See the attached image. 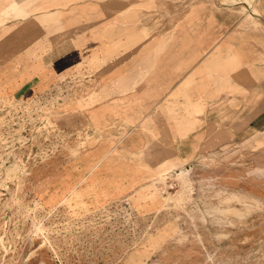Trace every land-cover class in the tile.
<instances>
[{"label": "rangeland", "instance_id": "374dc122", "mask_svg": "<svg viewBox=\"0 0 264 264\" xmlns=\"http://www.w3.org/2000/svg\"><path fill=\"white\" fill-rule=\"evenodd\" d=\"M0 1V264H264V116L228 130L253 116L244 109L253 113L264 94V0H200L222 16L214 42H244L252 61L229 76L238 55L215 49L221 58L209 72L196 69L183 83L190 94L175 103L173 138L162 142L173 159L155 172L102 145L112 111L78 113L95 104L82 81L5 94L23 41L8 21L28 9ZM199 55L191 52L190 63ZM204 118L207 137L196 144L188 133ZM120 145L131 158L142 154Z\"/></svg>", "mask_w": 264, "mask_h": 264}, {"label": "crops", "instance_id": "0c3cea01", "mask_svg": "<svg viewBox=\"0 0 264 264\" xmlns=\"http://www.w3.org/2000/svg\"><path fill=\"white\" fill-rule=\"evenodd\" d=\"M12 1L27 3L28 14L8 21L7 27L20 34L23 41L7 65L6 83L12 85V90H6L5 94L27 95L46 89L49 83L82 81L87 88L83 96L95 100V104L84 110L77 109L78 113L107 104L112 111L108 116L111 127L102 136L107 140L102 145L111 149L117 146L114 157L127 166H139L142 172L146 169L158 171L164 164L169 166L173 157L167 156L162 142L165 138H173L175 103L187 102L189 95L186 93L190 92L182 86L196 69L208 73L212 60L221 58L214 50L229 52V59L233 54L238 55L236 60L240 64L228 71L229 76L252 61L251 48L244 42H214L224 24L220 11L208 7L204 1ZM209 17L215 21L209 24ZM207 49L213 50L209 58ZM195 51L200 55L191 64L189 56ZM181 64L189 66L176 72ZM37 65L38 70L35 69ZM260 85L264 91V82ZM262 99H253L256 109L253 113L244 109L246 116H253L237 117L228 130L240 129L237 124L242 121L253 125L263 117ZM205 109L203 114L207 112ZM234 114L239 112L234 111ZM202 129L204 133L197 134ZM207 129L204 118L188 134L199 138L195 142L199 144L207 137ZM203 134L206 135L202 137ZM120 141L119 147H141L137 152L141 151V156L131 158L122 150L120 152ZM178 145L181 153L179 150L185 143ZM73 167L79 170L75 163Z\"/></svg>", "mask_w": 264, "mask_h": 264}]
</instances>
